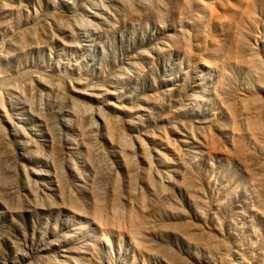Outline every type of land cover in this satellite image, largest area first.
<instances>
[{"label":"rangeland","instance_id":"rangeland-1","mask_svg":"<svg viewBox=\"0 0 264 264\" xmlns=\"http://www.w3.org/2000/svg\"><path fill=\"white\" fill-rule=\"evenodd\" d=\"M0 264H264V0H0Z\"/></svg>","mask_w":264,"mask_h":264}]
</instances>
